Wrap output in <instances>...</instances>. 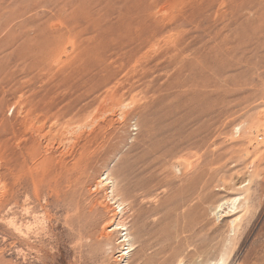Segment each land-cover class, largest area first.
Returning a JSON list of instances; mask_svg holds the SVG:
<instances>
[{"label":"rangeland","instance_id":"rangeland-1","mask_svg":"<svg viewBox=\"0 0 264 264\" xmlns=\"http://www.w3.org/2000/svg\"><path fill=\"white\" fill-rule=\"evenodd\" d=\"M217 262L264 264V0H0V264Z\"/></svg>","mask_w":264,"mask_h":264},{"label":"bare ground","instance_id":"bare-ground-1","mask_svg":"<svg viewBox=\"0 0 264 264\" xmlns=\"http://www.w3.org/2000/svg\"><path fill=\"white\" fill-rule=\"evenodd\" d=\"M115 217V216H114ZM96 250V249H95ZM123 251H124V249H123ZM128 253V252H127ZM123 254H125V252L123 253ZM158 262V261H157ZM216 262V261H215ZM161 264H164V263H161ZM215 264V263H214ZM217 264H218V262H217Z\"/></svg>","mask_w":264,"mask_h":264}]
</instances>
